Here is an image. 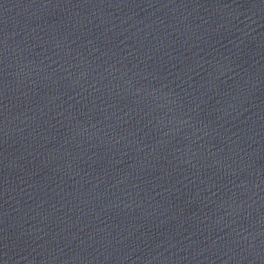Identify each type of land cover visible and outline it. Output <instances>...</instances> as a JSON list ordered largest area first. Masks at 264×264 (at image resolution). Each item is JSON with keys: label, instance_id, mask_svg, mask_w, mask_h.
<instances>
[{"label": "water", "instance_id": "1", "mask_svg": "<svg viewBox=\"0 0 264 264\" xmlns=\"http://www.w3.org/2000/svg\"><path fill=\"white\" fill-rule=\"evenodd\" d=\"M0 264H264V0H0Z\"/></svg>", "mask_w": 264, "mask_h": 264}]
</instances>
